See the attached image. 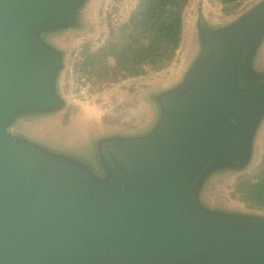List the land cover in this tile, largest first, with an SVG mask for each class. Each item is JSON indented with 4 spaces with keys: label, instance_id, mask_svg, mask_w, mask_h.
<instances>
[{
    "label": "water",
    "instance_id": "1",
    "mask_svg": "<svg viewBox=\"0 0 264 264\" xmlns=\"http://www.w3.org/2000/svg\"><path fill=\"white\" fill-rule=\"evenodd\" d=\"M92 2L0 0V264H264V211L207 194L251 167L264 123V72L222 36L198 34L141 127L78 144L32 128L70 108L61 38Z\"/></svg>",
    "mask_w": 264,
    "mask_h": 264
},
{
    "label": "trees",
    "instance_id": "2",
    "mask_svg": "<svg viewBox=\"0 0 264 264\" xmlns=\"http://www.w3.org/2000/svg\"><path fill=\"white\" fill-rule=\"evenodd\" d=\"M116 1L117 11L121 2ZM192 1L138 0L127 19L111 21L103 38L83 43L78 54L80 78L86 77L92 89L100 90L107 82L118 83L165 68L176 58L184 39L186 7ZM246 1L209 0L211 8H220L223 15L219 17L230 16L224 19L206 14L198 4L197 36H222L231 50L264 72V0H253L242 8ZM260 130L264 136V123ZM253 159L243 173L223 177L236 178L235 191L240 200L264 209V151L256 148Z\"/></svg>",
    "mask_w": 264,
    "mask_h": 264
},
{
    "label": "rangeland",
    "instance_id": "3",
    "mask_svg": "<svg viewBox=\"0 0 264 264\" xmlns=\"http://www.w3.org/2000/svg\"><path fill=\"white\" fill-rule=\"evenodd\" d=\"M251 1L253 0L244 2L242 8H245ZM120 2L116 11V0H93L87 11L90 24L87 33H72L61 38V42L69 54V64L63 87L70 99V108L60 117L32 123V128L37 134L60 141L63 137L67 140L66 143L78 144L89 140V135L92 133L107 129L137 128L148 123L153 117V107L145 100L146 92L141 96V99L138 94H142V91L147 89L161 90L167 88L179 80L198 44L195 25L198 4L206 10V14L215 18L223 15L220 8L213 9L209 6V0H193L186 7L184 39L177 51L175 61L161 70H149L145 75L118 83L107 82L100 90L98 88L92 89L91 82L86 77L80 78L78 70L79 50L86 40L101 39V36L103 38L108 32L112 20L127 19L138 0H120ZM229 17L221 16L217 19ZM70 52H72V57ZM38 123H40V130ZM262 134L260 130L256 139V148L259 151H264V136ZM76 138L81 140L75 141ZM227 178L215 176L212 179L207 189V194L212 202L264 211L262 208L250 207L240 200L239 194L235 191L236 178L232 180Z\"/></svg>",
    "mask_w": 264,
    "mask_h": 264
},
{
    "label": "flooded vegetation",
    "instance_id": "4",
    "mask_svg": "<svg viewBox=\"0 0 264 264\" xmlns=\"http://www.w3.org/2000/svg\"><path fill=\"white\" fill-rule=\"evenodd\" d=\"M196 16L198 17V12H197V14H196ZM202 20H203V17H202ZM217 19H215V21H216ZM198 42V41H197ZM194 49H195V47H194ZM197 49V48H196ZM196 51V50H195ZM191 58H192V56H191ZM190 58V59H191ZM188 64V63H187ZM187 66V65H186ZM184 71V70H183ZM159 90H154V89H147V90H145V91H142V94L141 93H139L138 94V96H139V98L141 99V96H143L144 95V92H146V94L148 95V94H150L151 92L152 93H156V92H158ZM146 95V96H147ZM136 96V95H135ZM38 129L40 130V123H38ZM77 139V138H76ZM81 139H77V140H75V141H80ZM62 141H64V142H67V140L65 139V138H63L62 137Z\"/></svg>",
    "mask_w": 264,
    "mask_h": 264
},
{
    "label": "crops",
    "instance_id": "5",
    "mask_svg": "<svg viewBox=\"0 0 264 264\" xmlns=\"http://www.w3.org/2000/svg\"><path fill=\"white\" fill-rule=\"evenodd\" d=\"M264 45V44H263ZM264 47V46H263ZM264 52V50H263ZM262 61H264V53H262Z\"/></svg>",
    "mask_w": 264,
    "mask_h": 264
},
{
    "label": "built area",
    "instance_id": "6",
    "mask_svg": "<svg viewBox=\"0 0 264 264\" xmlns=\"http://www.w3.org/2000/svg\"><path fill=\"white\" fill-rule=\"evenodd\" d=\"M175 61V60H174Z\"/></svg>",
    "mask_w": 264,
    "mask_h": 264
}]
</instances>
